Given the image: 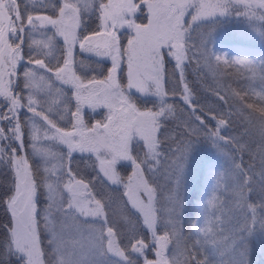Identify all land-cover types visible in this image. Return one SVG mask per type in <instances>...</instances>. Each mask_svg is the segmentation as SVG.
Listing matches in <instances>:
<instances>
[{"label": "snow or ice", "instance_id": "6c2138e0", "mask_svg": "<svg viewBox=\"0 0 264 264\" xmlns=\"http://www.w3.org/2000/svg\"><path fill=\"white\" fill-rule=\"evenodd\" d=\"M140 4L147 6L150 19L147 24L136 23L129 16H135L140 9ZM90 6V5H88ZM99 19L102 20L104 31H95L91 34L86 29L81 31L78 36L76 29L80 27V8L70 0H63L62 6L55 7L58 15L53 16H36L33 17L27 13L22 17L16 0H0V97L4 98V105L7 112H0V120H9L11 127L6 135L3 128H0V140L20 141V144L13 147L8 145V159L10 166L16 169L15 195L11 196L7 206L11 210V216L16 222L15 227L8 229L9 238L6 241V254L16 256L21 264H45L47 255V264H97L95 256L97 251L100 255L112 253L114 256L126 261L127 264H133L125 255V250L117 241L118 233L113 227L107 226V220L104 212V205L101 200L91 197L87 193L88 199H83L88 185L83 179H77L69 169L67 172L68 180L63 185L69 193L68 208L75 209L76 212L84 216L99 217L104 223L101 225L99 235L96 237L94 244L87 251L81 246L79 249L73 245L68 246L60 232L57 231L56 223L50 214L54 207V202H50L49 207L45 210L43 224L45 231L49 234L48 245L49 251L46 254L41 248L40 233L38 232V221L35 197L38 187L41 185L47 187L50 201L53 196V186L44 184L42 178L38 180L33 175L32 166L24 156H17V148H23L25 143V133L21 130V123L18 115L19 108L27 107V110L34 116L42 118L52 135L44 133L43 139L58 141L67 145L68 154L78 151L80 153H95L100 163V170L104 176L108 177L113 184H123L125 195L128 196L133 208H138L144 214V224L152 232L151 246L155 252L156 259L150 260L144 256L145 250L149 248V243L138 236H133L129 240L132 252L144 256V264H214L209 259L213 252L206 249L203 257H200L198 246L201 244L199 237L189 247L187 243L183 245L182 251L169 253L168 246L173 244V237L176 239L174 247L178 246L183 238L181 231L182 223L180 222L181 197L179 191L176 192L173 200L172 216L176 221L169 222L170 229H166L163 234H157L156 228L158 218L151 204L154 200L155 189L149 184L143 175L142 164L148 165V171H152L153 165L148 161H155L159 164V158L164 155L160 150L163 141L157 138L160 128V118L165 115L166 108L159 107L158 110L152 109L141 110L133 97L131 90L135 89L138 93L149 95L166 96L161 87L163 73V54L162 49H168V54L174 57L175 67L181 68L184 61L188 59V52L191 45L187 42L191 25L197 21L207 20L217 13L221 16L235 11L238 14L249 16L253 19L264 21V0H140V3L134 0H98ZM244 11L241 13L240 8ZM190 23L185 24L184 18L189 14ZM164 21V23H161ZM117 24L121 27L127 25L134 30L132 38L128 39L127 47L121 49L119 37L115 31ZM51 25L55 32L43 46L51 48L52 40L58 34L62 36L66 44L62 66L57 62L55 69L45 65L43 59L34 58L31 55V45H29V58L27 63L39 66L46 72L53 73L54 76L64 84H73L75 92V111L71 113L75 123L71 124L72 130H65L49 118L43 111L36 110V101L32 96H28L26 105L21 104V97L13 95L12 77L16 75L17 65L24 59L21 45L24 42L23 35L26 26L32 29ZM9 34H12L17 41L15 44L9 42ZM101 37L103 39H97ZM38 43V42H33ZM83 51L95 52L99 56H110L112 66L105 80H96L93 78L88 84H85L79 76L72 72L73 48L76 45ZM87 46V47H86ZM47 55V54H46ZM126 56L127 62V85L122 87L116 79V74L120 67L119 61ZM205 59L209 64L214 60L217 69L236 68L237 71L243 69L254 72L259 63L264 71V60L254 61L242 58H229L225 55H206ZM242 66V68H241ZM70 74V75H69ZM24 87L31 88L35 73L31 70H25ZM90 85L101 86L98 90L90 88ZM234 95L241 101L244 108L251 110L248 120L253 124L262 139H264V90L253 92L257 102L261 105L259 108L254 107V103H244L248 93L241 94L235 92ZM191 92L188 85H184L183 99L189 105ZM224 99V97H220ZM87 104L95 109L103 104L108 107L109 113L105 121H96L89 127L83 119V106ZM168 109L172 105H167ZM195 112V108L192 109ZM9 113L11 115H9ZM252 113H258L253 117ZM215 118V117H214ZM200 120V117H196ZM203 123V121H201ZM228 120L221 116L217 120L216 128L209 133V138L215 143L217 140H224L220 136V128L226 126ZM206 127V125H205ZM195 133V129L190 130ZM31 147L34 152L41 151L37 149L36 142L41 140L39 130L32 126L30 131ZM142 141L143 147L147 149L141 158L140 154H133L134 142ZM193 143L191 141H180L175 147L172 159V165L175 170V182L179 189L184 172L187 169L192 151ZM241 151L246 146L239 145ZM5 155L4 148L0 147V159ZM119 161H127L133 166L134 170L126 180L119 176L115 165ZM262 165L260 172L257 174L261 182V191L264 192V145L261 147ZM238 170V182L235 192L237 207L242 209L246 214L245 229L248 235H252L253 230L259 222L261 230H264V196L258 203L249 201L248 196L253 193L252 176L244 169L241 164H235ZM251 168V165L249 166ZM47 170V169H46ZM39 173V168H37ZM141 193L147 196L148 204L145 205L141 199ZM219 197L216 192L210 195L206 201V211L217 208ZM93 204V207H88ZM57 211H63L62 206ZM250 214V215H248ZM219 223L218 219H210L207 215L204 217L203 226L199 224V218L193 222L191 228L195 233H202L205 243H215L213 237L218 230L215 225ZM106 230V241H105ZM135 243H131V240ZM244 238L240 237L234 240L230 245L236 258L229 259L227 264H248L246 259L247 249L243 243ZM106 243V247H105ZM222 264V262H221Z\"/></svg>", "mask_w": 264, "mask_h": 264}, {"label": "rangeland", "instance_id": "374dc122", "mask_svg": "<svg viewBox=\"0 0 264 264\" xmlns=\"http://www.w3.org/2000/svg\"><path fill=\"white\" fill-rule=\"evenodd\" d=\"M58 1L59 0H24L23 4L24 8L27 9V12L29 10L37 9L43 11L51 10L55 13L51 16L55 18L58 13L54 9L55 7H58ZM70 2L74 3L78 8H80V27L82 25L88 27L87 31L89 34L95 32L94 30L96 28H98V31H104L102 26L103 22L101 19H99L100 14L97 7L98 0H70ZM104 2L107 3V0H104ZM114 2H119V0H114ZM159 2H164V0H159ZM96 11L98 12V21L93 23L91 19L94 18L93 15L96 13ZM243 11L244 9L241 7L240 12L242 13ZM191 14L192 10H189V14H187L184 18L185 24L190 23ZM32 16L36 17L50 15L39 12L38 14H34ZM129 18L134 19L136 23L147 24L151 17L149 15L147 6L145 4H140V9L136 12L135 16L130 15ZM161 23H164V21H161ZM26 28L27 29L24 30L21 35H23L26 46L25 51H27V53L24 54L23 51L22 55L24 59L21 60L17 65L16 75L10 78L13 81L12 93L13 95L18 94L22 98L21 104L23 105L27 104L28 96L31 95L33 100L36 101L35 107L38 112L43 111L57 124L58 127L65 130H72L71 124L75 123V120L71 115V113L75 111L76 105L75 86L73 84L62 83L54 76L53 73L46 72L44 69L39 68V66L35 65L34 63H27L30 51L29 45H31L32 56L41 55L44 59H46L47 62L56 65L58 61L60 62L64 59V55L61 56V43H59V40L61 39L63 41L64 50H66L67 46L64 42V39L62 36L57 34L52 40L53 46L51 48H47L43 45L48 42L49 38L52 37L53 33L55 32V29L51 25H45L35 29H32L31 26H26ZM78 29L79 28L76 29V34L79 36ZM115 31L119 37L121 49L123 50L127 47L128 39L132 38L134 35V30L129 28L127 25L121 27L119 24H117ZM11 35L12 34H9V37H11ZM97 39L99 40L103 38L98 37ZM34 41L38 43H33ZM187 42L189 45H191L188 54H193V56L195 55L197 64L200 69L204 71L206 78L210 82H213V84L223 95L225 94L230 100L233 101L231 106L236 108V111H239L240 115L245 119V121L249 123L248 117L251 113V110L244 108L240 100L234 95L235 91L233 90V82H239L243 85L246 84L248 88L252 90V92H261L264 90V71L261 70L259 63H257L254 72H249L248 70L243 69L241 66L243 69V74H245L244 77H232L230 74V76H227L228 72L226 69H217L214 66V60L211 62V64H209L205 59V56L215 53L216 55L226 54L227 56H232L233 59L242 58L257 62L264 60V21L238 14L235 11H230L228 14L223 16L217 13L215 16L207 20L197 21L192 24L191 30L187 37ZM164 49L168 50L166 47ZM75 53L74 47L72 72L76 74V71L79 70L81 75L78 76H83V79H85L83 82L85 83V81H87L85 84H88L89 79L93 78L96 80L106 79L112 66V60L110 56H99L95 52L83 51L80 48L79 55L77 57H74ZM166 55L170 56L168 53H166ZM104 62L109 63L104 65ZM119 64V68H121V64L125 65L123 75L126 79V87L128 71L126 56L119 61ZM53 69H55V67H53ZM25 70H31L35 73V77L32 81L33 86L31 88L24 87L25 78L23 73ZM21 73L22 91L16 92L13 90V87L16 85L17 76ZM119 74L120 70L118 69L116 79L121 85ZM176 82L177 77L175 72H170L169 78L167 77L163 56V73L161 81L163 92L167 93V91H165L164 85L168 87H175ZM100 87L101 86L99 85H90V88L97 90ZM131 93L135 99L151 102L154 105H162V102L165 101L164 98L167 96L149 95L145 97L144 94L138 93L135 89H132ZM3 105L4 98L0 97V112H7V107ZM189 108L191 110L188 112L189 115L184 116L181 111L178 118L182 120L183 126L186 130L195 129V133H197L200 138L197 137L194 138V140L187 139V136H183L182 138L183 141H191L194 147L179 189H177L175 182V170L172 165L173 156H168L165 162L163 161V157H160L159 164H156L155 161L149 160L148 163L153 165L152 171H148L147 164L142 166L145 179H147L150 186L155 189V198L152 201L151 210L155 212L158 218L156 232L157 234H163L166 229H170V221L173 223L176 222L172 216V208L175 194L177 191H179L181 197V208L179 209V212L180 222L182 223L181 231L183 233V238L179 245L174 247L176 244V239L173 237V244L168 246L169 253L176 252L179 254V252L182 251L183 245L185 243L191 247L193 242L199 237L201 241V244L198 246L200 251L199 258L203 257V252L206 249L209 252H213L214 254L210 256L214 257L218 264H221V256L227 251L230 250L229 254H232L234 257L236 256V253L233 252L230 245L234 240H238L240 237H243V243L247 249L246 259L248 264H264V230L260 229L259 222H257L252 235H248V232L244 230L246 214L237 206L234 207V204L232 206L229 204V207L227 208L225 207L226 204H224V207H220L218 205L217 208L206 211V201L209 198L208 195L206 196V193L208 194L209 191L206 192L205 187L209 181H212L218 187L219 193L217 196L219 198L222 194V197L225 198L226 201H232L233 203H236L235 192L238 182V170L234 165L239 163L235 158L233 149H231V146H235V143L232 140H229L231 143L230 146H227L222 140H217L214 143L213 139L209 138V133L214 130L210 120L207 119L206 122L204 121L201 123L203 118L200 117V120H197L196 117L199 116H194L192 113V109L195 107L192 106ZM167 109L168 108H166V111ZM93 110H105V112L109 113L108 107L104 106L103 104L97 106L95 109L85 104L83 106V117L85 111ZM168 110L171 111V109ZM22 113H25V117L23 119L25 120V125L22 123L21 119V130L22 132L26 130V135L29 139L30 152L32 158L37 162L40 172V179L42 178L44 184H51L53 186V196L52 200L50 201L49 196L47 195L48 189L42 185L44 201L46 204L43 206V213L41 216H37V221L39 220L41 222L43 233H45L47 236V243L49 234L44 229L43 216L45 215V210L49 207L50 202H54V207L52 208L50 216L56 223L57 231L60 232L63 239L68 242L69 247L75 245L79 249L82 246L83 250L87 251L92 247L96 237L99 235L98 230L101 227L99 222L102 220L99 217L84 216L79 212H76L75 209L68 208L67 202L70 197L67 189L63 187V185L66 184L68 180V178H63L66 169V158L64 157L63 150L66 149L68 151L67 145L61 144L58 141L43 139L45 132H48L49 136L52 135L47 122H45L40 117L34 116L33 113L27 110V107L19 108V119ZM209 113L213 117L216 115L215 110ZM168 114H170V112ZM9 115L11 114L9 113ZM252 115L255 117L258 115V113H252ZM203 117L209 118V116L205 115H203ZM33 125H35V127L39 130V135L41 136V140L36 142L37 149L41 150L38 152H34L33 148L31 147L32 141L30 138V131ZM250 125L257 130L253 124ZM9 127H11L9 120H0V128L4 129L5 134L7 131L6 128ZM256 130H254L255 134H250L249 138L253 144L257 146V148L260 147L258 154L261 155V147L264 145V139L261 138L258 130L256 133ZM4 141L5 140H0V147H3L5 152L3 159H0V198L4 197V200H9L11 196L15 195L16 169L14 166H10L8 159L9 153L4 145ZM19 144L20 141H18V144L15 146ZM17 149L22 150V148L19 147ZM84 191L85 196L83 199H88L89 196L87 193L90 192L87 189ZM194 191H196L199 196L193 197L195 199L190 202V208H196L197 216L193 221L188 222L187 226H183L185 217L184 212L187 208L186 203ZM126 197L128 198V196ZM141 199L144 201L145 205L148 204L147 196L143 193H141ZM129 204L130 207L133 208L130 201ZM61 206L63 211H57V208ZM93 206V204L88 205L90 208ZM219 208H221V217L217 218ZM133 210L138 213L141 221L144 223L143 212L139 211L138 208H133ZM227 213L231 214V218H234L233 222L236 225L234 230L229 233L228 231H230L231 225L229 227L225 225V221L227 220L228 216ZM206 215L210 219H218L219 221V223L215 225V227L218 229L216 231V235L212 238L215 241L214 244L205 243V240L208 238H205L202 233H195L191 228L193 222H196L198 218L200 226H203L204 217ZM15 226L16 222L11 216V210L8 207L7 215L4 216V227L2 230H0L2 235L0 240V264H4L6 260L11 257L6 254L5 245L9 238L8 229ZM37 230H39V226ZM106 239L107 238L105 236V241ZM149 245V248L145 250L144 256L150 260H154L156 259L155 252L151 244ZM144 256H141L142 263L133 262V264H144ZM95 259L97 264H127L126 261L114 256L112 253L100 255L97 251ZM45 264H47V258L45 259Z\"/></svg>", "mask_w": 264, "mask_h": 264}, {"label": "trees", "instance_id": "16d2710c", "mask_svg": "<svg viewBox=\"0 0 264 264\" xmlns=\"http://www.w3.org/2000/svg\"><path fill=\"white\" fill-rule=\"evenodd\" d=\"M24 0H16L17 5L19 6V11L22 14V17L24 16V11L26 8H24L23 4ZM136 3H140V0H134ZM63 0L58 1V7L62 6ZM39 12H43L45 14H49L50 16L55 14L51 10H29L27 13L34 15L38 14ZM98 12L93 15L94 18L91 20L93 23L98 21ZM27 28L25 27L24 30ZM84 29H88V27L82 25L78 29L79 35L81 34V31ZM94 31H98V28H96ZM120 35V34H119ZM10 43L15 44L17 41L15 40V37L11 35V37L8 38ZM59 43H61V56H63L64 53V47H63V41L60 39ZM121 45V44H120ZM22 49L24 51V54L27 53L25 51V41L21 45ZM75 56L77 57L79 55V45L77 44L75 46ZM166 53H168V50L164 49L162 50V54L164 56V66H165V72L167 74V77L169 78L170 72H175L177 77V82L175 84V87H168L164 85L165 91H167V96L165 101L162 102V105H154L151 102H145L141 101L139 99H136L138 107H140L141 110L144 109H152L153 111L157 110L159 107L164 106L167 108V105H172L171 111L167 109L165 115L160 118V128L157 133V138L163 143L160 145V150L164 153L163 161L165 162L168 158V156H173L175 147L177 146L178 142L182 141L183 136H187V139L194 140V138H197L200 136L197 133H191L190 130H186L183 126V122L180 118H178L180 112L182 111L184 116L189 115L188 112L191 111L189 107H195V112H192L194 116L198 115L199 117L203 118V122L210 120L211 124L213 125V129L217 126V120L221 116L225 117L228 120V124L226 126H223L220 128V136L224 137L225 139L222 140L227 146H230L231 143L229 140H232L235 143V146H231V149H233L235 153V158L241 166L248 171V174L252 176V186L254 188L253 193H251L248 196V199L250 202L258 203L261 200V197L264 196V192L261 191V182L259 179V176L257 175L261 170V155L258 154L260 147L257 148L256 145L253 144V142L250 140V134H255L254 130H256L254 127H252L245 119L240 115L239 111H236L237 109L232 107L231 104L233 103L232 100L228 98L225 94L223 95L218 88L213 84V82H210L206 76L204 75V71L200 69V67L197 64L195 55L188 54V59H186L181 66V68L175 67L176 61L174 57L167 56ZM60 56V57H61ZM34 58L43 59L45 65L47 64L48 67H55L56 65H53L52 63H49L44 59L41 55L40 56H32ZM229 58H232V56H228ZM26 58V57H25ZM233 59V58H232ZM63 62V60L60 61V64ZM104 65H107L109 62H104ZM76 64V63H75ZM125 65L121 64L120 70V82L121 86L125 87L126 79L123 75L125 70ZM77 70V68L75 67ZM21 70V69H20ZM228 74L227 76H235V77H244L245 74H243V69L240 71H237L236 68H226ZM177 72V73H176ZM77 76L81 75L79 73V70L76 71ZM230 74V75H229ZM21 78L22 73L17 76L16 78V85H14L13 90L16 92L22 91V84H21ZM82 81L83 76L80 77ZM92 79H89V81ZM87 83V81H85ZM185 83L188 85V88L190 89L191 96V105H189L186 101L183 100L184 95V85ZM177 85V87H176ZM234 88L233 90L235 92L248 93V96L245 97L244 103H254V107L259 108L261 105L257 102V99L255 96H252V90L248 88V86L245 84H240L239 82H233ZM177 94V95H176ZM220 97H224V99H220ZM135 98V97H134ZM163 100V99H162ZM241 102V101H240ZM242 104V103H241ZM216 112V115L213 117L209 112L214 111ZM170 112V114H168ZM108 113L105 112V110H96V111H85L84 112V122L89 127L93 126L96 121H105ZM203 115L209 116V118H204ZM25 117V113H22L20 120L22 119V123L24 124L23 120ZM25 125V124H24ZM208 128V127H207ZM6 135L9 133V128H6ZM5 129V130H6ZM213 131V130H212ZM25 133V143L24 147L21 149H17L16 155L17 156H24L28 160V163L32 166L33 175L38 177V180L40 179V172L37 173V162L35 159L32 158L30 148H29V139ZM257 133V130H256ZM257 143V142H256ZM18 144V141H4V145L6 149L8 150V145H11L15 147V145ZM245 145L246 148L244 151H241L239 148V145ZM64 157L66 158V169L63 178H68L67 172L70 169L73 175L76 176L77 179H83L85 184L88 185L87 190L91 193L92 197L95 199L101 200V203L104 205V212L107 220V226L113 227V230L118 233L117 240L120 244V246L125 250V255L129 258L130 261L136 262V263H142L141 256L136 254L135 252H132L129 247V240L133 236H138L141 239H144L145 242H148L151 244V232L146 227V225L141 221V218L139 217L138 213L133 210L132 207H130L128 198L126 197L125 188L123 184H113L112 181L104 176L103 172L100 170V163L99 160H97L96 155L94 153H80L78 151L72 152L70 155L68 154V151L65 149L63 150ZM146 152V148L143 147V142H134V152L133 154L139 153L141 158H143V154ZM144 164H142L143 166ZM251 165V168L249 166ZM116 171L119 174L120 177L124 178L125 180L131 176L132 171L134 170L133 166L130 164V162L127 161H119V163L116 164ZM197 188V187H196ZM42 185L38 187L37 194L35 197L37 212H39V217L43 213V206H45L46 202L44 201V193L42 190ZM205 191L209 193H206V196L213 193V191L216 192V195L219 193L218 187L212 182L209 181V183L205 187ZM205 193V192H204ZM199 196L196 191L190 195L189 200L187 201L186 205V211L184 212V225L187 226L188 222H191L195 219L196 215V208L193 209L190 208V202L195 199L193 197ZM1 197V196H0ZM219 206L224 207V204H226V208L229 207V204L232 206L234 204V207L237 206V203H233L232 201H226L225 198L221 197L219 198ZM7 202L8 200H4L3 198H0V230L4 227V216L7 215ZM91 206V205H90ZM221 208H219L218 216L217 218L221 217ZM227 220L225 221V225L229 227L230 225V231L232 232L235 228L234 224V218H231V214L227 213ZM104 221L99 222L100 225H102ZM38 226L40 233V241L42 244V249L47 254L49 251V245L47 243V236L45 233H43L41 222L38 220ZM187 228V227H185ZM105 236H106V230H105ZM2 238V235L0 233V240ZM107 238V237H106ZM131 243H135V240H131ZM229 243V242H228ZM230 250L224 253L221 256V262L222 264H227V261L232 258H236V256H232V254H229ZM47 258V255L45 259ZM210 260L214 261V264H218L214 257L210 256ZM4 264H21V261L17 259L16 256H11Z\"/></svg>", "mask_w": 264, "mask_h": 264}]
</instances>
